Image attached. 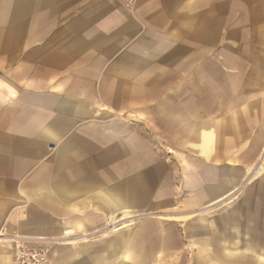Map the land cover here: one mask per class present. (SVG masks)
I'll use <instances>...</instances> for the list:
<instances>
[{
  "label": "crops",
  "instance_id": "obj_1",
  "mask_svg": "<svg viewBox=\"0 0 264 264\" xmlns=\"http://www.w3.org/2000/svg\"><path fill=\"white\" fill-rule=\"evenodd\" d=\"M262 128L264 0H0V234L54 264H123L106 226L161 211L183 244L154 232L150 257L264 264V165L235 148Z\"/></svg>",
  "mask_w": 264,
  "mask_h": 264
},
{
  "label": "rangeland",
  "instance_id": "obj_2",
  "mask_svg": "<svg viewBox=\"0 0 264 264\" xmlns=\"http://www.w3.org/2000/svg\"><path fill=\"white\" fill-rule=\"evenodd\" d=\"M235 67L243 68V65L235 64ZM262 118V117H261ZM243 131V130H242ZM254 131H258V128H255ZM245 132H248L246 129ZM246 143L237 142L235 144L236 154H237V169L242 171L247 170L246 165L251 163L250 158L252 156H256L255 167H260L264 165V156L261 159L262 154V145L264 142V128L259 132L258 137L251 136V134H245ZM222 144L217 145V150L222 154L224 148ZM242 157V159L239 158ZM247 158V159H246ZM246 159V160H245ZM216 167L222 169L227 166V161L222 158L220 155V159L215 161ZM251 173L249 171L245 172V174L239 177L238 183L236 186H244L247 181L251 177ZM231 202V200L223 203L222 205L211 207L207 209V213H214L221 211L226 208L227 205ZM169 212H144L137 215L130 216L129 219L124 220L123 223L120 224H112L109 223L106 226L105 234L113 232L117 227L127 233V237L124 241V249L125 252L129 254L128 258H123V264H187L188 259L186 254L180 256H157L150 257L149 252L153 251L158 244L162 242V240H149L150 236L154 232H164L167 231L170 240L173 242L172 248H181L182 240L180 239V227L178 224H170L168 221L171 220V217H165ZM157 221V222H153ZM159 221V222H158ZM103 231V232H104ZM104 234V235H105ZM80 243V241H78ZM76 245H80L77 244ZM54 244V243H53ZM53 244L48 246V264H54L52 262V246ZM77 247V246H76ZM97 252L102 251V256H94L92 257L91 264H115V259H111L110 256L105 255L104 250L102 248H97ZM75 264H89L84 260L83 256H76ZM155 260V261H154ZM12 264H15L14 259Z\"/></svg>",
  "mask_w": 264,
  "mask_h": 264
},
{
  "label": "built area",
  "instance_id": "obj_3",
  "mask_svg": "<svg viewBox=\"0 0 264 264\" xmlns=\"http://www.w3.org/2000/svg\"><path fill=\"white\" fill-rule=\"evenodd\" d=\"M136 1L125 0V4L127 7H131ZM7 240L13 245L15 264H48V246L56 242L50 239H32L19 236H7Z\"/></svg>",
  "mask_w": 264,
  "mask_h": 264
},
{
  "label": "bare ground",
  "instance_id": "obj_4",
  "mask_svg": "<svg viewBox=\"0 0 264 264\" xmlns=\"http://www.w3.org/2000/svg\"><path fill=\"white\" fill-rule=\"evenodd\" d=\"M112 224H114V222H113ZM2 237H3V238H2ZM0 238L3 239L4 241L8 242V240H7V236H4V235H1V234H0Z\"/></svg>",
  "mask_w": 264,
  "mask_h": 264
}]
</instances>
